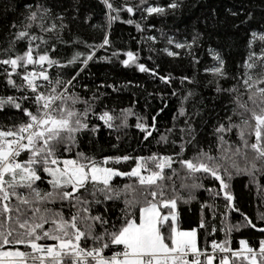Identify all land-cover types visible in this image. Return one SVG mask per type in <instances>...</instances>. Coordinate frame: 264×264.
I'll return each instance as SVG.
<instances>
[{"label":"snow or ice","instance_id":"1","mask_svg":"<svg viewBox=\"0 0 264 264\" xmlns=\"http://www.w3.org/2000/svg\"><path fill=\"white\" fill-rule=\"evenodd\" d=\"M100 2L105 7L106 17L102 40L94 45L85 43L86 51H74L63 64L50 55L55 48V45L48 47L50 38L37 32L51 33L63 43L59 33L69 25L63 22V14L53 16L49 8L41 5L34 9L26 6V16L9 26V39L6 46L0 48V87L13 92L0 95V114L6 113L5 122L0 124V264H264V227H257L240 212L230 186L234 174L251 178L256 173H264V31L249 32L242 71L238 65V72L232 77L237 83L228 88L218 83L215 88L217 93L230 97L231 105L230 108L225 106L223 119H217L211 129L210 135L215 137V156L211 148L195 150L197 129L191 121L200 116L201 109L195 100L194 111L186 109L185 102L194 97L189 90L180 100L178 115H173L174 122L184 118V126L179 129V142L174 138L171 141V154L105 155L97 159L80 150L81 134L96 135L100 124L112 131L126 128L132 110L121 109L117 114L114 109L105 107L97 112L94 105L99 96L95 92L84 99L69 91L74 87L75 76L62 81L59 76L53 79L48 70L79 63V71L91 60L110 59L97 57L96 50L111 45L107 26L120 19L119 15L111 13L126 11L131 16L140 10L145 13L141 19H147L181 7L177 0L163 6L146 0H139L136 5L126 2L120 7H115L111 0ZM230 15L235 17L238 13L230 12ZM252 16L253 13L248 12L242 23ZM123 22L134 23L132 19ZM135 27L140 30L141 24L135 23ZM147 40L155 43L154 36H148ZM201 40V34L194 33L184 44L175 42V48L187 49L191 54ZM22 41L27 43L19 51L18 44ZM256 41L261 45L258 50ZM68 43L75 45L79 41ZM167 43L174 41L169 37ZM41 45L43 50H40ZM161 51L168 56L178 55L167 48ZM208 53L215 63L204 72L217 80H227L225 59L212 47L208 48ZM120 55V50L111 53V57ZM122 55L124 58L119 59V63L124 67L134 66L137 71L158 77L165 84L172 79L140 63L137 53L124 51ZM179 79L181 83L186 80L192 83L186 76ZM100 87L116 91L119 86ZM78 104L84 106L83 110ZM16 115L18 119H14ZM90 117L100 124L90 123ZM151 119L152 124H148L144 118L137 117L135 127L145 139L155 128L156 116ZM166 131L171 134L173 128ZM233 131L235 144L227 139ZM168 141L169 137L163 133L158 138V142L165 145ZM189 147L194 150L191 156L187 154ZM130 160H134V164L128 171L114 166ZM114 177H126L129 182L118 185ZM204 178L213 181V187L206 189L209 198L215 201L222 196L224 203L222 211L214 204L200 207H207L212 217L220 213L223 223L219 231L225 238L213 239L201 248L197 228L182 230L178 227L176 209L178 202L194 198L192 189L204 188L199 182ZM180 189L189 192L187 199L178 194ZM232 212H240L242 217L237 225L227 222ZM257 218L264 222V213ZM198 227L207 231L203 219ZM243 227L256 229L262 238L256 246L240 239L239 247L233 248L231 233ZM216 230L212 228V232Z\"/></svg>","mask_w":264,"mask_h":264},{"label":"trees","instance_id":"2","mask_svg":"<svg viewBox=\"0 0 264 264\" xmlns=\"http://www.w3.org/2000/svg\"><path fill=\"white\" fill-rule=\"evenodd\" d=\"M111 2L115 7H120L126 2L136 5L139 0H111ZM146 2L163 6L170 0H146ZM177 2L181 4V7L174 12L168 10L164 15H152L147 19H141L145 13L140 10L134 11L131 16L126 11L111 13L120 16V19L112 21L111 25L107 26L111 45L107 49L96 50L97 57L106 56L110 59L91 60L79 71H77L80 68L79 63L48 70L53 79L59 76L63 81L75 76L74 87L69 91L78 93L84 99L95 92L99 96L94 105L97 112L105 107L108 110L114 109L117 114L121 109H131L133 112V115L127 119L128 127L118 131L105 129L99 121L90 117V123L100 124V128L94 136L88 133L81 134L80 150L95 155L97 159L105 155L128 154L132 157L137 155L146 157L154 152L171 154L173 151L171 141L174 138L179 142V129L184 126V118H178L174 122L173 115H178L180 100L184 93L190 90L194 93V97L185 102L186 109L189 112L194 111L193 100L199 102L198 107L201 109L200 116L191 121L197 129L195 150L204 148L207 151L211 148V154L216 155L215 137L210 135L211 129L217 119H223L226 114L225 106L230 108L231 105H229L230 97L226 93H217L215 88L218 83L222 88H228L237 83L232 77L237 74L238 65L241 66L239 71H242L243 58L248 52L246 44L249 32L264 31V0H177ZM37 5L49 8L53 16L57 13L63 14L65 17L63 22L69 25L59 33L63 43L57 41L51 33L37 32V35L50 38L48 47L52 48V45H55L50 55L62 64L74 51H86L85 43L94 45L102 40L106 17L105 7L100 0H0V48L5 47L9 39V26L14 22L19 23L26 16L28 11L26 6L34 9ZM230 12H237L238 15L233 17ZM248 12L253 13L252 18L242 23ZM85 17H88L87 23ZM128 19H132L134 23L123 22ZM53 22L57 25L60 23V21ZM135 23L141 24L140 30H137ZM45 26H47L46 22ZM194 33H200L202 40L199 46L192 48L191 54L187 49L175 48V42L184 44L191 40ZM148 36H154L155 43L147 40ZM169 37L174 41L173 44L167 43ZM73 40L79 43L75 45L68 43ZM26 43V41L20 42L18 50L22 51ZM260 46L259 41H256V50ZM43 47L41 45L40 50H43ZM209 47L219 51L225 59L227 80H217L211 74L204 72L206 67H211L215 63L208 53ZM165 48L178 55L168 56L166 52L161 51ZM113 50H120L121 55L118 58L111 57ZM124 51L137 53L140 63L155 69L160 75H170L172 79L165 84L158 77L137 71L134 66L120 65L119 59L124 58L122 55ZM181 76L188 77L192 83L187 80L181 83L179 79ZM17 82H19L18 78ZM107 84L119 87L116 91L108 87H100ZM101 92L104 95L100 96ZM173 92L176 95H173ZM6 94L10 95L13 92H6L4 87H0V95ZM77 107L83 110L84 106L78 104ZM10 111L15 112V110ZM5 115L6 113L0 114V124L5 122ZM138 116L144 118L148 124H152L151 118L156 116L155 128L151 130V135L147 139L135 127ZM18 118V115L14 116V119ZM169 128H173L171 134L166 131ZM162 133L169 137L167 145L158 142ZM117 136L120 137L119 140ZM227 139L232 144L237 143L236 133L233 131L228 134ZM193 151L189 147L187 154L191 156ZM133 164L134 160H130L114 166L122 171H128ZM241 167H243L242 163ZM113 180L118 185L129 182L126 177H114ZM199 182L204 184V188L192 189L193 199L177 203V225L182 230L197 228L198 246L204 248L211 240L219 241L225 236L219 231L223 223L220 213L217 212L216 216L212 217L207 207L201 209L200 205H218L222 211L224 202L222 196L215 201L209 198L206 189L213 187L211 178H204ZM230 186L235 195L236 207L240 212L247 215L257 227H264V222L257 218L258 214L264 213V173H256L251 178L245 174H234ZM42 187L45 186L42 185ZM176 187L179 189L178 182ZM178 194L187 199L189 192L180 189ZM112 211L115 215V210ZM240 212L230 213L227 222L237 225L242 220ZM202 219L205 221L207 231L205 228L198 227ZM213 227L217 229L215 232H212ZM260 238H262L261 233L256 229L243 227L239 231L233 229L230 241L233 248H238L240 239H245L250 245L256 246ZM20 248L23 250V246Z\"/></svg>","mask_w":264,"mask_h":264}]
</instances>
